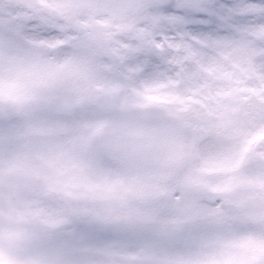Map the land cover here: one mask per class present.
Masks as SVG:
<instances>
[{
    "label": "snow or ice",
    "instance_id": "1",
    "mask_svg": "<svg viewBox=\"0 0 264 264\" xmlns=\"http://www.w3.org/2000/svg\"><path fill=\"white\" fill-rule=\"evenodd\" d=\"M0 264H264V0H0Z\"/></svg>",
    "mask_w": 264,
    "mask_h": 264
}]
</instances>
